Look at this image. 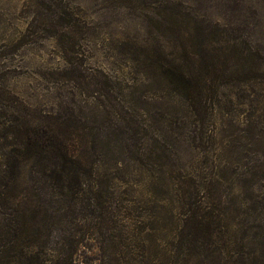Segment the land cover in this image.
Returning <instances> with one entry per match:
<instances>
[{"label":"rangeland","instance_id":"obj_1","mask_svg":"<svg viewBox=\"0 0 264 264\" xmlns=\"http://www.w3.org/2000/svg\"><path fill=\"white\" fill-rule=\"evenodd\" d=\"M27 2L0 0V99L7 91L8 103L52 112L95 142L80 190L27 174L21 200L53 228L42 249L0 264L61 253L73 264H217L215 250L229 264H264V0H62L85 32L74 72L54 37L24 40ZM167 6L182 27L245 41L216 52L232 69L199 117L164 75L165 53L177 58L182 45ZM12 210L0 197V218Z\"/></svg>","mask_w":264,"mask_h":264},{"label":"trees","instance_id":"obj_2","mask_svg":"<svg viewBox=\"0 0 264 264\" xmlns=\"http://www.w3.org/2000/svg\"><path fill=\"white\" fill-rule=\"evenodd\" d=\"M25 10L30 13L31 23L24 40L54 37L71 71H77L76 66H80L79 61L84 59L81 45L85 32L81 21L62 0H28ZM165 10L177 18L173 22L178 28H171L177 32L182 45L181 54L177 58L172 57V52L165 53L164 75L177 91L190 100L194 114L199 117L205 93L213 90V84L221 76L219 73L224 75L227 70L232 69L230 62L225 64V60L220 61L216 52L228 50L231 44L233 49H237L245 41L241 37L227 40L226 29L218 26H198L197 29L182 27L181 15L173 13L169 6ZM196 37H200V51L195 49ZM225 44L228 47L222 46ZM248 53L241 51L244 57ZM81 77L88 78L86 71L81 73ZM94 84L98 86L99 82L95 81ZM3 93L6 96L1 95L0 99V197L11 204L13 209L12 213H3L0 218V254L5 258L12 257L10 251L21 255L25 250L42 249L45 246L42 241L44 232L51 227L38 223L32 208L22 201L26 198L20 195L19 189L27 174H38L50 183L56 182L61 193L69 189L80 190L86 185L84 177L91 168L87 150H90L95 141H89L86 128L79 129L69 125L52 112L36 111L22 103H8L14 97L7 96V91ZM96 93H102L100 88ZM136 159L140 160L138 157ZM6 215L9 217L5 218ZM193 219L200 225L206 221L203 215H194ZM20 248L23 253L18 251ZM202 258L204 259L200 261L203 264L208 258L206 255ZM214 259L217 264H229L220 250H215ZM187 261L190 263V260ZM36 264L73 263L69 256L61 253L55 262L36 260Z\"/></svg>","mask_w":264,"mask_h":264}]
</instances>
